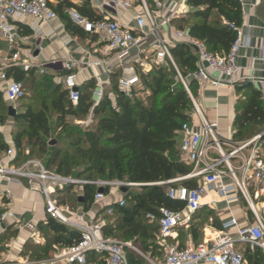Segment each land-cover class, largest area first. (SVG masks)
Segmentation results:
<instances>
[{"label":"trees","instance_id":"obj_1","mask_svg":"<svg viewBox=\"0 0 264 264\" xmlns=\"http://www.w3.org/2000/svg\"><path fill=\"white\" fill-rule=\"evenodd\" d=\"M187 5L196 8V12L175 22L174 27L204 43L213 55H226L236 38L235 29L242 25L239 2L187 0ZM71 10L91 23L102 20V17L85 3L76 6L64 2L53 9L64 30L70 36L84 40L88 33L69 19L68 12ZM31 34V31H25L23 35ZM170 54L181 77L186 78L195 72L196 57L188 47L177 44L170 48ZM65 75L61 73L60 76ZM12 77L14 81L23 83L26 96L20 101L17 115L13 118L11 148L14 154L10 165L20 167L27 160H37L47 170L65 177L88 182L121 181L138 185L135 187L137 192L130 188L123 194L124 207L119 208L115 204L106 206L98 215H103L105 221L102 227L105 239L123 244L132 242L140 246V252L145 253L148 247L146 241H156L160 237L157 221L149 223L147 215L159 219L160 208L180 211L184 206L167 197V188L171 186L157 184L183 178L191 172V167L180 160L178 137L181 126L191 123L194 108L171 63L166 61L146 74L138 73L139 84L129 93L120 91V72H113L103 99L95 107L93 80L78 87L79 100L72 105L68 92L55 76L15 71ZM197 88L195 82H189L188 89L193 97ZM235 91L238 98L232 141L240 144L264 132V101L261 93L250 84L236 87ZM91 110L92 125H80ZM7 118H10L8 108L0 91V125H4ZM8 148L10 146L0 134V152L5 153ZM178 185L195 189L198 182L185 180ZM98 190L101 189L93 185L79 189L68 187L60 205L70 211L81 209L88 212ZM102 193L106 194L107 190H102ZM109 207L113 209L111 216L106 215ZM213 225L215 229L221 228L215 220ZM36 232L43 243L33 245L36 248L33 254L29 252L35 260L49 258L56 247H69L80 237L78 232L48 217L37 224ZM15 237V231L5 229L0 235V244ZM124 252L128 264L145 263L127 248ZM241 254L246 264H264V254L259 249L250 251L245 248ZM88 260L102 263L100 256L92 255Z\"/></svg>","mask_w":264,"mask_h":264},{"label":"built area","instance_id":"obj_2","mask_svg":"<svg viewBox=\"0 0 264 264\" xmlns=\"http://www.w3.org/2000/svg\"><path fill=\"white\" fill-rule=\"evenodd\" d=\"M241 5L243 0H237ZM53 0H0V91L3 93L5 105L15 112L21 100L26 96L23 83L13 80V72L34 73L44 76L48 71L60 69L66 75L62 78V85L68 92V99L72 105L79 100L78 86L76 84L75 71L79 67H87L93 73L95 89L92 92L94 100L93 107L103 99L105 93V82L94 71L105 65V61L83 62L72 58L65 60H51L38 62L34 59L28 60L21 54V20H30L33 23L48 25L57 19L52 9ZM138 9L132 26H125L112 18L117 14L120 7L129 9L132 2L129 0H89L90 8L102 17V20L91 23L82 18L76 11L68 12L69 19L86 33L103 36L105 44L103 54L113 56L119 68H124L128 61L132 60L131 52L150 37L156 42L155 59L169 61L176 71L178 80L183 85L193 104L194 113L198 115V108L192 99L188 89L190 81L202 89L204 87H227L234 89L237 85L240 68L236 65V57L241 48L246 44L241 28L235 29L236 38L228 53L224 56H216L208 52L201 41L190 37L185 31H176L171 25L181 15L188 14L192 9L186 6L187 0H157L153 7H149L145 0H137ZM166 4L175 5L165 15L162 12ZM170 28L178 44L188 47L196 57V70L188 74L186 78L181 77L177 71L168 43L161 37V30ZM230 28H232L230 26ZM264 60V48H262ZM139 60V59H138ZM216 74L213 77L211 74ZM105 74L109 78L112 74L110 69ZM139 84L137 76L130 78L120 77L118 86L121 92L129 93L131 88ZM76 90V91H75ZM113 99L112 95H109ZM93 109V108H92ZM90 111L87 119L80 123L82 126L92 125ZM181 141L179 144V156L182 163L191 167V172L179 179L158 186H171L167 188V197L183 203L180 211H171L165 208L159 209L160 218L147 215L150 222L157 221L161 238L169 237L178 226L187 224L192 216L201 209V199L207 190L214 191L220 198L227 202L235 201L237 198H228V195L237 192L245 201L249 212L253 217L250 226L237 229L235 236H230L227 230L236 227V222L231 220L221 225V231L209 242H203L195 247L180 249L175 246H165L164 256L161 260L142 256L144 264H245L241 253L236 251L237 246L248 248L250 251L259 249L264 254V132L255 136L247 142L231 146L227 154L222 152L224 146L216 135V124L208 123L200 119L199 127L185 123L180 129ZM249 149L250 154L243 156V152ZM215 152L217 157H212ZM14 154L12 148L0 156V224L6 220L13 202V194L9 186L26 183L32 192H38L43 198L44 213L54 222L63 225L70 230L80 234L79 240L66 248H55L52 255L47 259L35 260L26 256L17 262H3L0 264H97L89 262L92 255L100 256L101 264H128L124 249L130 245L116 240L105 239L102 235L104 220L98 213L101 209L94 211V206L112 199L108 206L113 204L122 208L125 206L123 198L114 201V197L120 194V190L135 188L138 185L121 181H97L88 182L72 177L58 175L47 170L40 161L27 160L20 167L2 164L1 159L11 160ZM232 159H239L241 167L239 170L242 179L238 180L234 169L229 165ZM225 166V170L223 167ZM251 174L254 191L249 194L245 179ZM224 178H230L231 185L223 183ZM185 180H197L195 189H188L174 184ZM85 185H93L97 189L107 190V193L97 192L93 198V205L89 212L94 217L88 218L87 213L81 209L70 211L67 207L60 205V200L68 187L79 189ZM174 185V186H172ZM113 209L108 208L106 215L111 216ZM32 234L33 242L40 244L41 238L36 232V226H26Z\"/></svg>","mask_w":264,"mask_h":264},{"label":"crops","instance_id":"obj_3","mask_svg":"<svg viewBox=\"0 0 264 264\" xmlns=\"http://www.w3.org/2000/svg\"><path fill=\"white\" fill-rule=\"evenodd\" d=\"M129 1L132 2L131 8L125 9L120 7L117 10V14H112L114 20L125 26L133 25L134 18L137 14L136 11L139 7L137 6V0ZM145 1L149 7H153L154 2L157 0ZM64 2H70L76 6H81L85 3L90 7L89 0H53L52 9ZM174 6L173 4H166V9L162 14L165 15L169 10L173 9ZM186 6L192 10L188 14L181 15L179 18L175 19L171 27L176 31L180 30L174 27V23L181 19H186L197 10L187 5V3ZM241 8L242 25L240 28L246 45L240 49L236 57V65L240 68L236 87L250 84L261 93L262 100L264 101V60H261L263 56L262 48H264V0H243ZM20 25L22 29L21 36L24 38L21 44V54L23 57L28 60L34 59L38 62L65 60L67 58L83 62L105 61V65L94 70L100 76V79L105 82V90L108 89L109 78L105 74L108 69H110L112 73L119 71L123 78H130L132 76H137L138 67L141 69L142 73L146 74L155 66L163 65L166 62L155 59L156 42L151 37L142 42L138 48L131 52L132 60L128 61L124 68H119L113 56H105L103 54L105 46L102 40L103 36H96L88 33V36H86L84 40L72 37L64 30L58 17L48 25L33 23L27 19L21 20ZM25 31H31L32 34L25 36L23 35ZM161 37L168 43L169 48L178 44L170 28H163L161 30ZM61 73L64 72L57 69L55 71H48L46 75L57 77V82L61 83L63 78L60 76ZM74 73L76 75V84L78 87L88 80L94 81L92 71L85 66L79 67ZM35 75L39 76L37 74ZM211 75L216 77V74L212 73ZM235 88H214L208 86L199 89L198 87L195 97L191 95L198 108L199 114L191 116L190 124L199 127L201 118L208 123L216 124V135L224 145L222 147V152L224 154L231 151V146L237 145L232 141L235 104L238 98ZM180 141L181 135L178 137V144H180ZM5 142L11 148L9 136L5 137ZM2 154L4 153L0 152V156H2ZM249 154V149L243 152L244 157L249 156ZM211 155L212 157H217L215 152H211ZM1 160L2 164L10 165L8 159ZM228 163L234 169L237 179L241 180L243 176L239 170L241 167L240 160L232 159ZM223 169L225 170V166ZM245 181L249 194H252L254 188L252 186L251 174H249ZM223 183L225 185H231L232 181L230 178H224ZM1 185L9 186L13 194V202L6 220L3 224H0V235L5 232V229H11V231L16 232V237L5 244H0V263L17 262L29 256L27 252H25L24 246L28 241H31V243L33 242L31 231L26 226L30 224L37 226L38 223L44 222L47 216L44 213L42 196L38 192L30 191L25 182L11 185L2 182ZM234 197L237 198L235 201L227 202L220 198L214 191L207 190L206 194L201 199V209L192 216L187 224L175 228L172 234L167 238L158 237L156 241L147 240L146 245H148V247H146L147 251L145 253L140 252V246L134 245L132 242L127 244L130 245L127 249L139 255L142 259V256H145L155 260H161L164 256L165 246H175L184 249L211 241L221 231V228L219 230L214 228L213 220H215V223L220 225V227L222 224L234 220L236 222V227L227 230V233L233 237L236 235L237 229L250 226L253 223V217L245 201H243L237 192L228 195V198ZM121 198H123V194L120 192V194L115 195L114 201ZM111 200L112 199H107L105 202L98 206H94L92 209L97 211L101 208H105L110 204ZM262 200H264V198ZM86 213L88 218L91 219L94 217L93 212L88 211ZM149 223L152 222L149 221ZM40 238L41 241L38 245L43 243L41 236ZM33 245L36 246L37 244L33 242ZM3 248L5 251H2ZM244 249L245 248L241 246L236 247V251L239 253H242Z\"/></svg>","mask_w":264,"mask_h":264},{"label":"rangeland","instance_id":"obj_4","mask_svg":"<svg viewBox=\"0 0 264 264\" xmlns=\"http://www.w3.org/2000/svg\"><path fill=\"white\" fill-rule=\"evenodd\" d=\"M139 72L142 73L141 69H139V67H138L137 74ZM28 94L33 95L31 92H28ZM13 127H14V121L11 118H7L6 121H5V123H4V125H0V134L3 137L4 140H5V137L9 136L10 137V141H11V132L13 130ZM10 144H11V142H10ZM178 184L179 183H176L174 185H178ZM132 190L134 192H137V189L136 188H133ZM25 247H27V248H25ZM24 250L29 255V252H31V254H33L34 251L36 250V248L33 246V242L31 243V241H28L25 244V246H24ZM2 251H5V249L3 248ZM29 257H30V259H33L32 256L29 255Z\"/></svg>","mask_w":264,"mask_h":264},{"label":"water","instance_id":"obj_5","mask_svg":"<svg viewBox=\"0 0 264 264\" xmlns=\"http://www.w3.org/2000/svg\"><path fill=\"white\" fill-rule=\"evenodd\" d=\"M75 91H76V90H75ZM16 115H17L16 112H15L12 108H8V116H9L11 119L15 118ZM98 192H99V193H102V190H98ZM120 192H121L122 194H126V193H127V189L123 188V189L120 190Z\"/></svg>","mask_w":264,"mask_h":264}]
</instances>
